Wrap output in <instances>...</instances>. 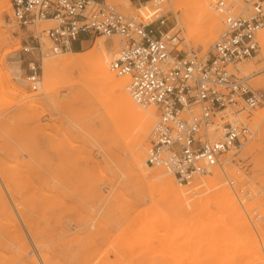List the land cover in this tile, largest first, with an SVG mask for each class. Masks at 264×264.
<instances>
[{
	"label": "rangeland",
	"instance_id": "obj_1",
	"mask_svg": "<svg viewBox=\"0 0 264 264\" xmlns=\"http://www.w3.org/2000/svg\"><path fill=\"white\" fill-rule=\"evenodd\" d=\"M213 1L200 3L217 18L218 34L222 25L212 10ZM104 2L140 20L139 2ZM140 2L144 5L145 0ZM165 4L162 10L182 28L186 45L201 53L208 50L215 38L207 46L200 43L206 24L200 9L193 7V23L186 25L180 9ZM4 9L0 10V264H264V103L251 114L254 136L239 152L228 153L222 166L183 185L162 167L147 164L149 171L164 175L141 176L130 157L134 126L118 132L114 101L91 68L54 73L49 90L43 87L44 59L73 58L101 42L110 63L119 38L84 34L82 50L59 54L48 53V43L41 38L46 55L18 57L30 35L54 22L18 28L12 23L10 5ZM190 24L196 30L191 36L186 28ZM261 30L259 52L240 66L246 74H254L249 83L264 94ZM13 61L19 69L12 71L17 78L9 71ZM28 61L35 62L39 76L34 91L23 81ZM4 72L10 73L15 90L7 89ZM120 79L125 85L126 77ZM22 92L29 98L23 99ZM139 107L149 112L151 128L155 109ZM147 145L148 135L141 146L144 152ZM217 170L220 182L195 186L186 200H178L166 185L169 177L178 189L190 188L213 178ZM225 186L232 197L226 196Z\"/></svg>",
	"mask_w": 264,
	"mask_h": 264
},
{
	"label": "built area",
	"instance_id": "obj_2",
	"mask_svg": "<svg viewBox=\"0 0 264 264\" xmlns=\"http://www.w3.org/2000/svg\"><path fill=\"white\" fill-rule=\"evenodd\" d=\"M167 2H139V21L104 0H10V8L18 28L54 22L30 35L18 57L46 55L41 38L51 54L70 51L81 34L119 38L110 70L126 77V92L137 105L157 113L145 162L183 185L222 166L228 153L239 152L254 136L251 114L264 103V94L250 85L254 74L240 65L259 52L264 0H214L222 28L204 53L186 45L182 28L162 10ZM23 81L38 89L34 61L27 62Z\"/></svg>",
	"mask_w": 264,
	"mask_h": 264
},
{
	"label": "bare ground",
	"instance_id": "obj_3",
	"mask_svg": "<svg viewBox=\"0 0 264 264\" xmlns=\"http://www.w3.org/2000/svg\"><path fill=\"white\" fill-rule=\"evenodd\" d=\"M166 4L169 5V8L172 7L173 9H180L181 14H182L181 22L183 24H186V23L189 24L190 22H192V17H191L192 9L196 7L200 9L201 16L205 20L204 22H206L203 32L201 33V35H199L200 43L203 46H207L209 43H211L213 38H215V35H217V30H218L217 18L215 17V15H213V13L210 10H208L205 7H202L200 0L199 1L198 0H168ZM9 5L10 4L8 0H0V10L8 7ZM186 28L190 36L196 32V30L192 28L191 24L190 26L188 25ZM261 29H264V28H261ZM112 41L114 44L115 43L117 44L116 40H112ZM71 53H76V52L71 51ZM12 63H13L11 64L12 66L9 67V71L13 73V77L17 78L18 75H16L12 71L14 70L18 72L19 69H18V66L15 65L16 62L13 61ZM73 67H76L77 69H82L84 67L91 68L96 75L97 81L103 86L104 89L110 92V97L114 101L115 111L117 112V115H118L117 117L119 118L118 122L120 121V124H119L120 126H118V123H117V126L119 127L118 132L120 134L125 130L127 126H130V125L134 126L133 128L135 130L134 132L135 134H134V137L131 138L132 140L130 142L131 143L130 157H131V161L133 165L137 168L140 175L148 176L152 178L163 176L164 173L160 170H156V171L148 170L149 166L145 162V152L143 151L141 147L144 138H146V136L149 134V128H150V123H151L150 121L151 119L148 116L149 112L145 113L139 106H137V104H135L131 100V98L129 97L128 93L125 90V85L122 82V79H120L123 77L119 78V76L118 77L115 76V74H113L109 70V57L104 49V44L101 42H98L97 48L93 49L92 51L88 53L79 54L73 58L61 56V57H58L56 59H51V60L44 59L41 65V68L43 71L42 70L41 71L43 73V78H44L43 87L45 88V90L46 91L49 90L52 84V81H51L52 74L54 73L69 74ZM3 80L9 83L7 89L9 91H13L15 86L10 82V73L4 72ZM115 90H117V93L116 92L114 93ZM20 95L23 99L29 98L28 93L26 94L25 92H22ZM220 175H221V172L217 170L214 172L213 178L206 177L202 181H199L193 184L190 188H181V189L180 188L178 189L176 186H174L171 178L168 177L165 180H166V185L168 186V188L173 190V194L178 200H186L190 197L188 192L190 190L192 191V189L195 188V186L197 187L198 185L200 186L207 185L210 182H220ZM196 178L197 177H195L192 181H194ZM224 188H225V192H227L226 196L229 197V195L231 194H230V191H228L229 190L228 187L225 186ZM231 197L229 198L230 200L233 199ZM19 211L21 210L19 209ZM30 240L34 244V241L31 236H30Z\"/></svg>",
	"mask_w": 264,
	"mask_h": 264
},
{
	"label": "crops",
	"instance_id": "obj_4",
	"mask_svg": "<svg viewBox=\"0 0 264 264\" xmlns=\"http://www.w3.org/2000/svg\"><path fill=\"white\" fill-rule=\"evenodd\" d=\"M133 3H138L140 2V0H132ZM86 37L84 34H81L80 37L78 38V40L74 41L72 43V50L71 51H80L83 49V43L86 41ZM18 71V70H17Z\"/></svg>",
	"mask_w": 264,
	"mask_h": 264
}]
</instances>
